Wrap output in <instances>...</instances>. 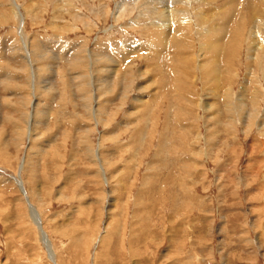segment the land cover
<instances>
[{
  "label": "rangeland",
  "instance_id": "rangeland-1",
  "mask_svg": "<svg viewBox=\"0 0 264 264\" xmlns=\"http://www.w3.org/2000/svg\"><path fill=\"white\" fill-rule=\"evenodd\" d=\"M173 1L0 0V264H264V0Z\"/></svg>",
  "mask_w": 264,
  "mask_h": 264
},
{
  "label": "bare ground",
  "instance_id": "bare-ground-1",
  "mask_svg": "<svg viewBox=\"0 0 264 264\" xmlns=\"http://www.w3.org/2000/svg\"><path fill=\"white\" fill-rule=\"evenodd\" d=\"M175 1V0H174ZM173 1V2H174ZM238 1V0H237ZM230 2V1H229ZM236 2V1H235ZM233 3V2H232ZM176 4V3H175ZM229 4V3H228ZM241 4V3H240ZM231 5V4H230ZM229 5V6H230ZM238 6H240L239 4H237ZM258 5V4H257ZM259 6V5H258ZM13 7V6H12ZM244 8V7H243ZM263 8V7H262ZM227 10V9H226ZM226 10H221V11H226ZM237 10V9H236ZM243 10V9H242ZM262 10V9H261ZM25 11V10H24ZM173 11V10H172ZM171 11V12H172ZM227 12H229V11H227ZM236 12L237 11H235V15H236ZM13 13L15 14V15H17L18 16V18L20 19V25L22 24L21 22H22V20H23V16L20 14V7L17 5H15V8H14V11H13ZM166 13V12H165ZM223 13H225V12H223ZM233 14H234V12H232ZM238 13H240V12H238ZM259 13V12H258ZM227 14V13H226ZM246 14V13H245ZM263 14V13H262ZM167 15H168V13H167ZM221 15V14H220ZM239 15V17L241 16L240 14H238ZM255 15V14H254ZM264 15V14H263ZM210 16V15H209ZM215 16V15H214ZM218 16V15H217ZM249 16V15H248ZM211 17V16H210ZM232 17H234L233 15H231V14H229L228 16H227V18H226V20L224 19V22H222L223 24H221V23H217V24H215V29H217V31H220V36H218V38H220V39H222L223 38V34H224V32H225V29L227 28L225 25L226 24H228L227 23V20L228 19H232ZM242 17H243V15H242ZM241 17V18H242ZM205 18V17H204ZM220 18V17H219ZM218 18V19H219ZM237 18V17H236ZM247 18V17H246ZM217 19V20H218ZM211 20V19H210ZM246 20V19H245ZM220 21V20H219ZM218 21V22H219ZM236 21V20H235ZM240 21V20H239ZM229 22V21H228ZM231 22V21H230ZM229 22V23H230ZM238 22V21H237ZM234 23V22H233ZM239 23V22H238ZM241 23V22H240ZM244 23V22H243ZM234 24H237L236 22L234 23ZM264 24V23H263ZM214 26V25H213ZM225 26V27H224ZM213 28V27H212ZM251 29V28H250ZM227 30V29H226ZM166 31V30H165ZM209 31H210V29H209ZM250 31V30H249ZM253 31V30H252ZM255 32V31H254ZM211 33H213V34H215L214 32H211ZM246 33V32H245ZM163 34V33H162ZM250 34V33H249ZM255 34V33H254ZM257 35V34H256ZM244 36V35H243ZM259 36V35H258ZM215 37H217V36H215ZM225 37V36H224ZM242 37V36H241ZM218 38H215V40H218ZM244 38H245V36H244ZM213 39V38H212ZM247 39V38H246ZM254 39V38H253ZM257 39V38H256ZM209 40V39H208ZM221 41V40H220ZM227 41V40H226ZM245 41V40H244ZM214 42V41H213ZM255 42V41H254ZM217 43H219V42H217ZM242 44V43H241ZM261 43H258V44H256L257 46H259ZM210 45V44H209ZM209 45H208V47H209ZM217 45V44H216ZM84 47V46H83ZM214 47V46H213ZM219 47V46H218ZM22 47L20 46V49H21ZM37 45H35V44H32V43H30V44H28L27 42L25 43V42H23V48H22V50L23 51H25V61L28 63V65L29 66H31V70H32V66H33V69H34V66H35V63H34V59H32L31 60V58L33 57V58H35V57H37V56H35V54H37V53H39L40 52V50L37 48ZM87 48V47H86ZM82 49V51H84V52H87L86 54H87V58L90 60V65H92L94 62H96V63H98V59H96V55L95 54H93L92 52H90V51H87V49ZM210 48V47H209ZM212 48V47H211ZM215 48V47H214ZM262 48V47H261ZM180 49V48H179ZM239 49V48H238ZM253 49H255V48H253ZM81 51V50H80ZM215 51V50H214ZM235 51H237V50H235ZM35 52V53H34ZM216 52V51H215ZM238 52V51H237ZM236 53V52H235ZM40 54V53H39ZM213 54H214V52H213ZM218 54V53H217ZM78 55V54H77ZM85 55V54H84ZM215 55V54H214ZM239 55H240V53H239ZM253 55V59H255L254 61H256L258 64H262V62L264 61L263 60V58H261L260 56H259V53H257V55H256V52L254 53V54H252ZM35 56V57H34ZM96 56V57H95ZM211 56H213V55H211ZM216 56V55H215ZM258 56V57H257ZM261 56H263V55H261ZM85 57V58H86ZM261 59L263 60L261 63H259L260 61H261ZM236 60V59H235ZM252 60V59H251ZM80 63V62H79ZM84 63V62H83ZM216 63V62H215ZM218 63V62H217ZM216 63V64H217ZM100 64H101V62H100ZM215 64V65H216ZM234 64V63H233ZM229 65V64H228ZM109 66V65H108ZM111 66V65H110ZM109 66V67H110ZM36 69V68H35ZM34 69V70H35ZM213 70V69H212ZM53 71V70H52ZM230 71V70H229ZM111 72V71H110ZM37 73V72H36ZM34 77H35V73H33V71H32V73H31ZM38 74H40V73H37V75H36V77H37V79H39L38 77H39V75ZM217 75V74H216ZM215 75V76H216ZM230 75V74H229ZM89 79V78H88ZM132 79V78H131ZM43 80V79H42ZM77 80V79H76ZM228 81V80H227ZM37 82V81H36ZM89 83V82H88ZM130 83H132V82H130ZM129 86V85H128ZM128 86L127 87H125V88H128ZM29 87V86H28ZM117 88V87H116ZM230 88V87H229ZM83 89H85V88H83ZM129 89V88H128ZM47 90V89H46ZM97 91H101L100 90V88H97ZM105 91V90H104ZM231 91V90H230ZM109 92V91H108ZM124 93V97L126 96V93H128V91H126L125 90V92H123ZM25 94V93H24ZM29 94V93H28ZM86 94V93H85ZM87 94H89L88 92H87ZM101 94V93H100ZM241 94H242V92H241ZM243 95V94H242ZM207 102H209V101H207ZM206 102V103H207ZM238 102L240 103V107H241V109H242V113H244L245 111H246V107H245V105L243 104V102L241 101V100H238ZM205 103V104H206ZM208 104H210V103H208ZM238 104V103H237ZM13 106V105H12ZM87 106H90V105H87ZM211 106H212V104H211ZM213 107H215V106H213ZM227 107H228V105H227ZM90 108V107H89ZM216 108V107H215ZM231 107H228L227 108V111L229 112V116H230V118H233V113H234V109H230ZM23 109V108H22ZM34 110H36V109H34ZM214 110V109H213ZM227 112V113H228ZM247 112V111H246ZM91 113V112H90ZM212 113V112H211ZM34 114V113H33ZM33 114H31V116L29 117L30 118V120L28 121V120H26V123H25V127L27 126V124H28V126L26 127V133H27V131L29 132V135L30 136H33V135H35V128L38 126L37 124H39L38 122H40L39 120H37V121H35V118L37 117L38 119L41 117L40 115H42V112H41V110L39 111V110H36L35 111V116L36 117H34V115ZM252 114H254V113H252ZM234 115H235V113H234ZM249 116V115H248ZM231 121L232 122H234L233 121V119H230V122H229V125H231V124H233V123H231ZM37 125V126H36ZM28 128V129H27ZM87 134V133H86ZM84 138H86L85 136H83ZM87 140V139H86ZM94 155V154H93ZM99 159H100V157H98ZM96 159V158H95ZM105 161V160H104ZM24 166V165H23ZM17 180V183H18V185H19V188H20V191L22 192V194L24 195V197H25V200H26V202H27V204H28V207H29V215H30V217H31V219H32V221H33V223L36 225V228H37V230L36 231H38V234H39V238H40V241L42 242V244L45 246V249H46V251L48 252V257H49V259H52V261L55 263V261H54V259H55V256H54V251H53V249H52V246H51V243H50V240H49V238H48V236H47V233H46V231L43 229V227H42V225H41V223L39 222L40 221V216H39V211L37 210V208L35 207V206H33L32 205V203H30V201H29V198H28V196H27V194H26V191H25V188H24V186H23V183H22V181L20 182V181H18V179H16ZM15 180V181H16ZM36 184V183H35ZM37 200V199H36ZM56 264V263H55Z\"/></svg>",
  "mask_w": 264,
  "mask_h": 264
}]
</instances>
